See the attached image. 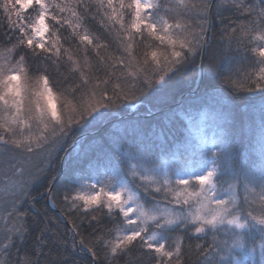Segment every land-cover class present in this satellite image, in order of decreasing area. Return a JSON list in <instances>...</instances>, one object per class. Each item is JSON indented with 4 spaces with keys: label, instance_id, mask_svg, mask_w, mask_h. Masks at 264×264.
Here are the masks:
<instances>
[{
    "label": "snow or ice",
    "instance_id": "1",
    "mask_svg": "<svg viewBox=\"0 0 264 264\" xmlns=\"http://www.w3.org/2000/svg\"><path fill=\"white\" fill-rule=\"evenodd\" d=\"M210 7L209 0H0L8 26L3 39L10 44L0 48V202L11 205L2 217L10 223L0 232V253L10 255L28 234V212L21 209L34 200L44 172L33 156L47 150L50 161L53 146L74 130L94 127L142 95L159 98L182 80L191 87L185 78L197 73L206 94L218 88L259 93L247 113L246 143L236 146L230 109L189 105L175 114L182 131L141 127L119 153L78 157L55 190L63 193L61 210L97 223L89 213L110 219L112 227L96 236L105 264L134 249L140 256L126 264H184L185 237L200 240L201 234L211 242L195 244L200 264H264V0L233 4L248 19L231 30L232 54L223 59L247 64L243 73L225 69L215 53L207 65L196 64L211 47ZM97 20L115 53L90 30L88 22ZM54 189L49 184V199ZM80 243L95 259L93 246ZM34 255L26 252L15 264H38Z\"/></svg>",
    "mask_w": 264,
    "mask_h": 264
},
{
    "label": "trees",
    "instance_id": "2",
    "mask_svg": "<svg viewBox=\"0 0 264 264\" xmlns=\"http://www.w3.org/2000/svg\"><path fill=\"white\" fill-rule=\"evenodd\" d=\"M190 2L199 3L200 0H190ZM209 2L211 7L205 27L208 28L207 38L211 47L195 58L196 64L199 65L203 62L207 65L209 56L215 53L218 60L224 64L225 69L232 67L233 71L237 73L248 71L247 64L237 65L233 62L229 65L223 59L225 54H232L228 52L227 47L228 38L232 34L231 30L246 23L248 19L246 14H242L233 7L235 0H209ZM244 3L247 6L249 3H258V0H244ZM196 15L195 10L190 13L193 21L196 20ZM0 25H2L0 26V48H4L10 44H6L3 39L8 26L2 12H0ZM88 26L91 31L102 35L109 42V53L116 52V45L112 37L103 32L99 27L98 20L89 21ZM62 35L67 36L68 33L63 32ZM236 35L239 36V33ZM72 47H76L74 41ZM236 47L237 44L234 42L232 48ZM62 71H66V69L62 68ZM119 71L120 69H117V72ZM100 76L103 78V71ZM185 79L190 81L191 87L182 80L170 87L167 93L159 98L142 95L136 100L125 102L94 127L84 131L74 130L65 143L53 146V156L50 161L47 159V150L33 156L32 163L42 167L44 172L39 183L34 186L32 192L34 200L29 199L21 209V211L27 210L28 212L26 223L29 231L23 243H17L16 247L9 249L10 255L0 253V264H3L5 260L7 264H15L17 259L26 252L34 253L33 259H38V264H105V252L102 245L96 243V236L100 229L112 227L110 219L100 212L89 213V216L97 215L99 217L100 223H97L91 221L83 213L69 210L67 207L62 212L63 193L62 191L55 192L68 181L69 172L75 169L78 157L81 161H86V159L103 154L119 153L122 144L127 147L137 139L134 133L141 127L156 130L171 128L173 131H182L175 114L183 115L181 109L189 105H192L194 110L202 111L230 109L234 140L238 148L242 147L246 143L249 106L253 102L259 103V93L235 95L230 89L218 88L215 93L206 94L204 83H202L199 74L190 73ZM197 88H199L198 94L195 91ZM85 154L87 155L85 156ZM82 166H86V164H82ZM49 184L55 185V194L52 199H49L47 195ZM142 196L147 200L152 198L151 195L143 192ZM53 204L56 206L54 207ZM10 207V203L0 202V232L4 230L6 224L10 223L2 218L7 215ZM201 236L200 240L195 237L191 239L185 237L184 264H200L202 258L195 255L194 246L196 243H205V239L211 242V237L204 238L203 234ZM41 237L42 242L38 239ZM81 240L85 244L93 246L97 253L95 259L81 245ZM139 256L140 252L134 249L128 257L113 261L112 264H126V261Z\"/></svg>",
    "mask_w": 264,
    "mask_h": 264
},
{
    "label": "rangeland",
    "instance_id": "3",
    "mask_svg": "<svg viewBox=\"0 0 264 264\" xmlns=\"http://www.w3.org/2000/svg\"><path fill=\"white\" fill-rule=\"evenodd\" d=\"M141 195H142V192H141ZM151 199L149 200L150 202H151ZM221 238H223V237H221ZM255 260H257V261L259 260V245L258 244H257L256 253H255Z\"/></svg>",
    "mask_w": 264,
    "mask_h": 264
}]
</instances>
